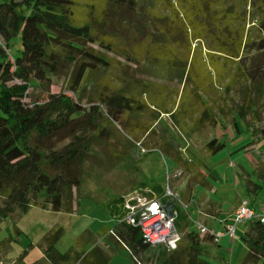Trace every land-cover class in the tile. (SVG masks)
<instances>
[{
    "label": "trees",
    "instance_id": "1",
    "mask_svg": "<svg viewBox=\"0 0 264 264\" xmlns=\"http://www.w3.org/2000/svg\"><path fill=\"white\" fill-rule=\"evenodd\" d=\"M96 3L104 4V12L128 7L130 21L136 16L151 28L138 31L132 48L117 35L119 25L111 32L115 42L107 44L104 35L103 43L96 25L108 28L111 16H94ZM16 37L22 50L11 56ZM95 44L104 47V56ZM110 53L126 57L132 65L117 72ZM67 63L72 69L66 90L52 92L54 78ZM31 88H39L43 98ZM232 94L238 100L234 97L232 109L225 110L220 101H229ZM263 110L264 0H0V223L8 218L17 223L33 207L74 213L75 192L84 182L86 163L98 155L96 149L107 159L134 162L133 141L154 133L161 113L179 116L187 133L214 128L218 115H233L236 123L238 115L252 131V140L241 147L248 149L264 140ZM130 125L143 133H133ZM162 141L160 150L176 162L175 171L188 175L186 190L180 193L186 202L197 185L212 188L210 169L200 158H189L173 142ZM224 147L226 142L212 137L202 151L212 155ZM253 175L256 179L245 181L248 197L243 198L250 200V207L264 188L263 161ZM136 191L167 201L165 186L159 184L145 183ZM124 201L125 196L108 201L116 221L99 237L126 248L132 264H216L202 245L217 244L219 237L210 228L207 234L192 229L190 207L187 212L176 207L182 237L170 250L151 246L139 227L123 220ZM65 232L55 224L45 234L41 246L46 264H106L111 259L96 246L85 253L81 242L60 251L57 244ZM243 243L246 252L239 264H264L260 217L250 220ZM9 246V238L0 241V263L7 264ZM28 249L14 264L23 261Z\"/></svg>",
    "mask_w": 264,
    "mask_h": 264
},
{
    "label": "rangeland",
    "instance_id": "2",
    "mask_svg": "<svg viewBox=\"0 0 264 264\" xmlns=\"http://www.w3.org/2000/svg\"><path fill=\"white\" fill-rule=\"evenodd\" d=\"M127 8L125 7L121 10L110 7L104 12V4L96 3L94 5L92 8L96 11L94 16H96L97 12L103 19L104 14L111 16V22L108 28L104 27V23L102 25H96V34L101 39V42L104 43V35H108L109 37L105 40L107 44H110L111 41L115 42V39L112 38L114 34L111 32L115 31L119 25L116 30L117 35L121 38H126L124 41L128 42V48H132V45L135 44V39L136 41L139 39L138 31L142 30L146 33L150 30L151 27H149V24L146 21L141 22L139 20L141 18L134 16L133 20L130 21L132 16L127 15L129 13ZM119 21H125V23L118 24ZM125 34H129V36ZM116 41L117 43H122L119 40ZM94 47L104 56V53H106L104 52V47L99 44H95ZM21 50V40L16 37L12 40V46L9 49L10 55L16 56ZM110 54L116 59L114 69L117 72L119 67L123 65H132L126 57ZM117 61L119 64H117ZM71 69L72 66L67 63V67L61 71V74L54 78V84L51 87L52 92L66 90ZM111 79L115 81L114 78ZM31 92L34 95H38V97H42L44 94L39 88H31ZM86 94L91 96L90 92H86ZM234 97L235 101H237L238 95L234 96V94H232L229 101L225 99L224 101H220L221 105H224L225 110H227L228 106L230 108L233 106ZM219 117L221 120H217L218 122L214 128L207 127L198 135L185 133L184 135L188 141H182L179 137L177 138L175 128L171 127L169 131L170 135L174 137L175 142L184 144L183 146L187 144L190 146L184 151L185 155L189 156L192 149L198 152L197 157L195 155L196 159L200 158L203 164H205V167L210 169V179L213 181L214 189L212 191L208 190L207 192L210 196L216 197L217 200L223 203L220 216L217 218L209 217L208 225L211 226L213 224L221 232H225L231 241L229 238L226 241L223 239L222 249L218 246H208L205 244L207 250L206 256L212 259L215 258L214 256H221L222 259L220 260L227 259L232 261L234 259V262H236L242 256V249L246 252L243 235L250 224V220L247 219L238 223L234 235L227 232L226 226L224 229V224L220 220L228 218L229 221H234L231 208L235 204L237 196L248 197L245 191L244 171L253 173L255 166L254 158L258 159L260 157L264 161V140L257 141L254 144V148L246 152L241 147L253 138L251 128L247 122L239 118L238 115L236 116L238 119L236 123H233V115H230L226 120L222 115H219ZM261 118L262 122H264V110ZM151 136L149 140L153 141L155 136ZM212 136L219 138L222 142H226V147L212 155H208L202 149L205 141ZM113 140L111 139L110 141L112 142ZM146 143L149 144L148 139H146ZM155 144L154 142L152 145ZM116 145L117 143L113 147ZM109 149L107 148L106 150L109 151ZM96 151L98 155L90 158L86 163L87 174L84 177V182L78 191L76 190L75 192L77 210L74 213L54 212L50 209L33 207L26 215L17 220V223L12 218L5 219L0 223V241L5 238L10 239V246L5 252V262L7 264H14L15 258L21 254L23 249H28L30 243H33V246L28 249V253L24 256L20 264H46L47 261L41 243L47 231L55 224L63 226L66 230L65 235L57 244V248L60 251L66 252L69 249H75L77 248V242H81L82 249L85 253H88L94 246L104 251V254H107L111 258L106 264H132L130 253L126 248L116 246L107 238L101 240L99 237V233L106 226L111 227L116 221L110 214L107 203L115 197H130L136 193L134 191L138 187L145 183L165 186L167 184L168 174H172L178 166L169 154L158 149H151L146 153L142 148L138 149L133 145L131 154L134 162H128L126 164L118 162L116 161L117 159L111 157L107 159L100 148L99 150L96 149ZM116 151L119 152L118 149ZM100 161L101 163L106 161L105 166H100V168L93 167L95 164L100 163ZM178 171L180 169L176 173ZM183 175L177 177V180L171 183L178 192L184 190L182 188L183 185H177V183L182 181ZM250 176L255 177V175ZM192 203L190 204L189 210L192 215L191 217L195 221H201L197 211V201L194 200ZM253 206H256L258 211L263 212L260 214L264 215V188L260 195L253 201ZM15 224L20 230L18 233ZM196 225L192 224V229L196 230Z\"/></svg>",
    "mask_w": 264,
    "mask_h": 264
},
{
    "label": "built area",
    "instance_id": "3",
    "mask_svg": "<svg viewBox=\"0 0 264 264\" xmlns=\"http://www.w3.org/2000/svg\"><path fill=\"white\" fill-rule=\"evenodd\" d=\"M140 147L141 142L137 143ZM146 151L145 149H143ZM177 171V170H176ZM168 174L167 184L165 185V196L167 201L163 199H155L149 197L138 191L130 197H125L123 203V220L127 223L139 227L143 233L145 240L151 246L163 245L168 249H174L177 247L181 240L182 234L176 226L175 218L178 211L176 207L188 211L190 203L186 202L180 192L174 189L171 185L174 178L182 176V172ZM172 201L174 203L173 216L169 215V211L166 208V203ZM249 199L241 200L234 214V221L226 224L227 232L231 235L235 234V229L238 223L244 220H251L255 217H260L264 221V215L258 214L249 206ZM197 229L201 234L209 233V228L202 221H195ZM113 234V231H110Z\"/></svg>",
    "mask_w": 264,
    "mask_h": 264
},
{
    "label": "crops",
    "instance_id": "4",
    "mask_svg": "<svg viewBox=\"0 0 264 264\" xmlns=\"http://www.w3.org/2000/svg\"><path fill=\"white\" fill-rule=\"evenodd\" d=\"M218 119L219 120H221V118L219 117V115H218ZM225 119V118H224ZM179 120H180V118H179V116H174V115H172V113H161L160 114V117L158 118V121H156V122H154V125H153V127H154V133H151V134H149V133H147L146 135H143L142 137H141V140L142 141H140L141 143H142V146L143 147H140L137 143L138 142H134L133 141V145L135 146V147H137L138 149L139 148H142V149H145V150H151V149H158V150H160V146L163 144L162 142V140L163 139H165V141H167V142H173L174 143V145H176V146H178V148H179V150H182V151H185L188 147H190L188 144L187 145H185V146H183L184 144H179V143H177V142H175L174 141V137L173 136H171L170 135V131H169V129H171V127L172 128H175L176 129V131H177V138L179 137L182 141L183 140H186V141H188L187 140V138L185 137V133H187V132H185V130H183L182 128H181V126H180V122H179ZM226 120V119H225ZM189 121V122H188ZM183 122L184 123H186V125H189V124H191V121L190 120H188V119H184L183 120ZM218 122V121H217ZM217 122H216V124H217ZM216 126V125H215ZM214 126V127H215ZM130 128H131V130L133 131V133H135V134H137V133H143V130H141V129H138V128H136V126H133V125H130L129 126ZM204 130V129H203ZM145 131V130H144ZM201 131L202 130H196L195 129V131L194 132H188V133H190V134H192V135H198L199 133H201ZM187 133V134H188ZM151 135H153V136H155V139L153 140V141H150L149 140V138L150 137H152ZM182 136H183V138H182ZM158 137V138H157ZM212 137H214V136H212ZM211 137V138H212ZM146 139H148V141H149V144L148 143H146ZM151 139V138H150ZM156 140V141H155ZM191 140V139H190ZM154 142L156 143L155 145H152V144H154ZM189 143V142H188ZM146 147V148H145ZM252 148H254V145L253 146H250L248 149H245L246 150V152H248L250 149H252ZM193 154V156H191ZM195 155H196V157H197V155H198V152L195 150H193L192 149V151L190 152V154H189V156H187V157H189V158H193V159H195L196 157H195ZM264 155V154H263ZM252 158V157H251ZM254 164H255V166H254V169H253V172H254V170L257 168V166L259 165V163L261 162V161H263V159H255L254 158ZM264 162V161H263ZM175 171V170H174ZM245 173H244V182L247 180V179H249V178H253V179H256L255 177H252V176H250V175H253V173H248V172H246V171H244ZM174 173V172H173ZM246 173H248V174H246ZM177 180V178H174L173 179V181L175 182ZM182 181H180L179 183H177V185H183L182 186V188L184 189L183 191H181L180 193H184L185 192V190H186V186H187V183H188V175L187 174H185L184 175V177L181 179ZM213 182V181H212ZM214 189V186H212V188L211 189H206V188H203L201 185H197L196 187H195V189H194V191H193V194H191L192 196H191V198H190V204L192 203V202H194V200L195 201H197V205H198V208H197V211H198V215H199V219L204 223V224H206L207 225V227H209L218 237H219V240H218V243L217 244H212V243H206V242H204L203 243V249H204V251H205V256L207 255L206 254V248H205V244H207L208 246H215V247H220L221 249L223 248V239H225V241L227 240V238H229V240H230V237L229 236H227L226 235V233L225 232H221L217 227H215L213 224H211V226L210 225H208V223H209V217H215V218H217V217H219L220 216V214H221V212H222V209H223V203L222 202H220L219 200H217V198L216 197H212V196H210V194L207 192L208 190H210V191H212ZM198 193V194H197ZM199 195V196H198ZM246 196H237V198H236V202H235V204L232 206V208H231V213L234 215L235 214V211H236V209H237V207H238V205H239V202H240V200L241 199H243V198H245ZM193 204V203H192ZM251 207L254 209V210H256V212L258 213V214H260V213H263V212H261V211H258V209L256 208V206H253V202H251ZM232 215V216H233ZM263 215V214H262ZM232 216H231V218H232ZM230 218V219H231ZM234 219V218H233ZM224 221H225V223H223L224 224V229H225V224L226 223H232L233 222V220L232 221H229V219L228 218H226V219H223ZM104 240V239H103ZM231 241V240H230ZM234 242V241H233ZM232 243V242H231ZM235 250V249H234ZM101 252H102V250H100ZM234 252V251H233ZM245 252H244V249H242V256L238 259V260H236V262H234V259L231 261V260H227V259H223V260H220V259H222L221 258V256H214L215 258L214 259H212V258H209L210 260H212L214 263H216V264H239L241 261H242V259H243V257H244V254ZM210 255H212V254H210ZM207 257V256H206Z\"/></svg>",
    "mask_w": 264,
    "mask_h": 264
},
{
    "label": "water",
    "instance_id": "5",
    "mask_svg": "<svg viewBox=\"0 0 264 264\" xmlns=\"http://www.w3.org/2000/svg\"><path fill=\"white\" fill-rule=\"evenodd\" d=\"M166 208L169 211V215L173 216V208H174V203L172 201H168L166 203Z\"/></svg>",
    "mask_w": 264,
    "mask_h": 264
}]
</instances>
